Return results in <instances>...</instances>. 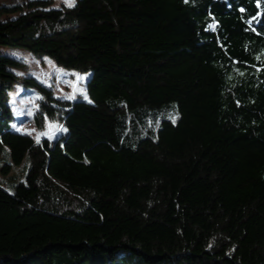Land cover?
Here are the masks:
<instances>
[{
  "label": "trees",
  "instance_id": "1",
  "mask_svg": "<svg viewBox=\"0 0 264 264\" xmlns=\"http://www.w3.org/2000/svg\"><path fill=\"white\" fill-rule=\"evenodd\" d=\"M1 45L88 75L57 96L0 47V264H264V0H0Z\"/></svg>",
  "mask_w": 264,
  "mask_h": 264
},
{
  "label": "rangeland",
  "instance_id": "2",
  "mask_svg": "<svg viewBox=\"0 0 264 264\" xmlns=\"http://www.w3.org/2000/svg\"><path fill=\"white\" fill-rule=\"evenodd\" d=\"M73 0H53V4H70ZM4 53L17 57L21 60V65L13 67V71L18 76L25 74H32L38 80L45 85L50 86L52 91L57 96L65 98H73L81 96L87 98L85 81L88 72L81 73L76 70H69L63 68L47 55H35L28 49L20 46L1 45ZM40 94L29 86H22L18 82L14 84V87L9 92L8 102L11 105L14 119L12 121V127L20 132H26L37 140L44 136L53 138L63 128L61 123L57 120L45 118L42 128H39L34 120V113L38 106ZM7 146L4 145L2 154H0L2 162L7 161L6 151ZM22 163H12L9 174H13L12 177H7L8 181H14L22 177L24 169ZM2 177H6L7 174H3L0 171ZM8 188V186H7ZM133 256L130 255L125 260L124 264H141L136 258L132 260ZM161 264V263H160Z\"/></svg>",
  "mask_w": 264,
  "mask_h": 264
},
{
  "label": "snow or ice",
  "instance_id": "3",
  "mask_svg": "<svg viewBox=\"0 0 264 264\" xmlns=\"http://www.w3.org/2000/svg\"><path fill=\"white\" fill-rule=\"evenodd\" d=\"M71 6V5H70Z\"/></svg>",
  "mask_w": 264,
  "mask_h": 264
}]
</instances>
